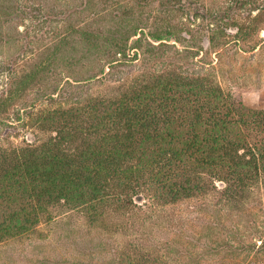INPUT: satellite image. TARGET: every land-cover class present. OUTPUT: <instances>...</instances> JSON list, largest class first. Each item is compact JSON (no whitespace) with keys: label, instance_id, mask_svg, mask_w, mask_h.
Wrapping results in <instances>:
<instances>
[{"label":"trees","instance_id":"trees-1","mask_svg":"<svg viewBox=\"0 0 264 264\" xmlns=\"http://www.w3.org/2000/svg\"><path fill=\"white\" fill-rule=\"evenodd\" d=\"M38 1L0 0V45L9 50L2 114L21 140L10 144L7 133L8 146H0V244L73 214L91 229L125 237L119 256L128 264H171L154 254L189 255L194 246L182 237L186 218L178 221L180 236L162 213L191 200L202 202L196 212L212 222L193 237L208 240L202 250L216 244L207 229L236 237L242 230L227 227L225 213L247 218L249 201H263L264 109L223 89L220 64L184 62L202 47L167 44L177 41L176 27L157 19L149 27L138 14L147 0H80L75 24L55 7L40 20ZM185 1L157 2L174 12ZM256 1L240 3L255 8ZM257 11L260 24L264 7ZM49 20L63 24L41 31ZM211 25L214 35L228 37ZM169 233L166 242L153 239ZM137 238L145 243H132Z\"/></svg>","mask_w":264,"mask_h":264},{"label":"rangeland","instance_id":"rangeland-1","mask_svg":"<svg viewBox=\"0 0 264 264\" xmlns=\"http://www.w3.org/2000/svg\"><path fill=\"white\" fill-rule=\"evenodd\" d=\"M40 1L44 5L43 11H37L40 20H45L46 12L49 13L53 7L70 14L69 21L73 24L82 18L81 10L78 8L80 0H39L38 2ZM157 1L147 0V8L138 11L144 19L149 20V27H153L154 24L151 23L156 19L168 24L172 23L176 27L177 41L167 44L175 45L179 50L190 47L197 50L202 47L198 58L188 59L187 55L185 56L187 61L183 59L181 61L191 64L200 60L203 64L214 62L216 67L220 64L219 70L216 71L223 89L228 93L243 94L246 106L249 108L264 109V31L261 30L264 29V20L260 24L254 21L259 12L257 7L259 9L264 7V0H257L255 8L249 4L244 6L240 0H186L174 12L158 8ZM54 17L59 20V15ZM213 23L224 27L228 37H221L218 32L214 35L211 25ZM61 24L63 23L60 21L49 20L41 27V31L51 34L57 27L59 29ZM213 35L215 46L211 48L210 39ZM218 39L222 43H216ZM34 45L39 43L35 42ZM8 53L9 50H4L0 45V146H8L9 143L2 139L7 133L10 136V144L21 142L14 136L15 127H11L13 126L11 122H7L12 120L5 121L7 117L2 114L5 105L1 96L8 83L4 71L7 70V65L9 66V63L4 62V57ZM166 57H170V61L176 58L171 53ZM92 90L88 92L83 90V94L91 93ZM14 104L10 101L7 112L15 111ZM262 198L261 204L249 201L248 207L246 206L247 218L236 213L229 216L225 213V225L233 229L240 227L242 230L236 237L229 232L217 236V232H211L206 228L205 232L208 236L212 235L211 240H216V244L221 245L220 252H216V244L211 249L202 250L201 246L208 243V240L197 242L193 239L196 231L205 228L203 225H212L209 220L210 215H204V212L200 215L196 212V208L202 205L201 201L191 200L166 207V212L162 213L165 215L162 222L166 223L169 220L171 226L176 225L175 233L182 236L185 229L178 221L181 217L186 218L188 224L183 225L187 231L182 237L192 243L194 248H190L189 255L172 252L167 257L161 252L154 254L155 257H166L171 264H264V251L258 249L264 234L260 236L257 233L264 232V195ZM198 216L206 218L201 219ZM54 221L42 225L40 234L0 244V264H128L127 258L120 259L119 256L120 248L126 244L125 237L91 229L85 225L81 217L73 214ZM173 237L174 235L169 233L155 235L153 239L156 242L157 240L166 242ZM139 239L132 240V243H145ZM181 239L177 240L180 242ZM253 246H256V249H253Z\"/></svg>","mask_w":264,"mask_h":264}]
</instances>
